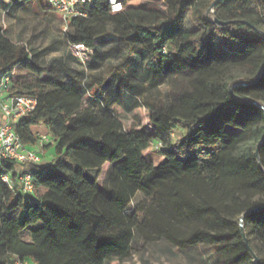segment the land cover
I'll list each match as a JSON object with an SVG mask.
<instances>
[{
    "label": "trees",
    "instance_id": "obj_1",
    "mask_svg": "<svg viewBox=\"0 0 264 264\" xmlns=\"http://www.w3.org/2000/svg\"><path fill=\"white\" fill-rule=\"evenodd\" d=\"M118 1L114 11L111 0H93L66 38L96 54L112 34L144 53L151 88H172L148 104V130L121 119L123 91L140 95L139 86L120 81L98 110L77 86L40 80L31 53L0 29V86L8 77L13 94L38 103L14 129L33 147L44 126L45 149L54 147L48 164L0 169V264L123 263L138 235L180 251L212 248L217 264H264V0H160L167 15ZM19 72L38 79L21 83ZM176 124L185 134L174 142ZM25 172L30 195L19 183Z\"/></svg>",
    "mask_w": 264,
    "mask_h": 264
},
{
    "label": "rangeland",
    "instance_id": "obj_2",
    "mask_svg": "<svg viewBox=\"0 0 264 264\" xmlns=\"http://www.w3.org/2000/svg\"><path fill=\"white\" fill-rule=\"evenodd\" d=\"M16 3L17 0H0V29L15 45L31 53V59L42 69L40 80H55L77 86L84 102L94 105L98 110L101 109L98 100L118 92L120 81L123 84L130 82L137 85L140 95L128 90L122 93L124 114L121 119L127 130L132 126L148 130L149 125L143 119L149 110L148 104L157 100L164 101L172 88L166 85L157 89L151 88L150 69L141 50L128 51L112 34L97 41L96 54L93 51L88 52L86 48L77 50L67 42L69 21L40 0L23 6H17ZM143 4L150 10L167 15V6L160 0H143ZM185 26L186 29L194 26L191 14ZM236 74L244 75L242 72ZM37 79L28 72H19L16 77L21 83H30ZM138 103L140 107L135 108ZM40 127L44 130V126ZM175 127L173 140L177 142L184 137L185 131L181 124H176ZM40 152L43 153L44 148ZM48 163L46 160L45 164ZM141 199L138 196L135 204ZM133 210L134 207L129 210V214ZM12 264L19 262L14 260ZM24 264L35 263L29 260ZM118 264H217V259L214 250L209 247L198 246L180 251L166 242L146 244L138 235L132 245L131 258Z\"/></svg>",
    "mask_w": 264,
    "mask_h": 264
},
{
    "label": "built area",
    "instance_id": "obj_3",
    "mask_svg": "<svg viewBox=\"0 0 264 264\" xmlns=\"http://www.w3.org/2000/svg\"><path fill=\"white\" fill-rule=\"evenodd\" d=\"M51 10L59 14L66 21L86 17V5H91L93 0H40ZM114 11L121 9L118 0H111ZM77 50L83 46H73ZM87 50V49H86ZM88 52L90 50H87ZM10 79L7 77L0 86V169L9 162L27 165H41L40 149L50 142L51 137L39 138L35 150H29L21 142L20 136L15 131V126L23 119L29 118L37 109V100L33 97L13 94ZM161 146V144H159ZM5 183L12 189L14 183L8 175L3 177ZM19 183L23 194L30 195L34 190L32 175L25 172L20 175ZM19 262V261H18ZM19 264H22L19 262Z\"/></svg>",
    "mask_w": 264,
    "mask_h": 264
},
{
    "label": "crops",
    "instance_id": "obj_4",
    "mask_svg": "<svg viewBox=\"0 0 264 264\" xmlns=\"http://www.w3.org/2000/svg\"><path fill=\"white\" fill-rule=\"evenodd\" d=\"M42 127H36V128H34V132L37 134V136L39 137V138H41V137H44V136H49V137H51V139H50V142H48L47 144H45V147H44V152L43 153H41L40 152V156H41V158H42V164L41 165H45V162H46V160H48V162H50L51 160H52V158H53V156H54V147L52 146L49 150H46L45 148L47 147V146H49V145H51L52 143V136H51V134H50V132H49V129L48 128H46V127H44V130H43V128L41 129ZM37 145H35V146H33V147H27L29 150H35V147H36Z\"/></svg>",
    "mask_w": 264,
    "mask_h": 264
}]
</instances>
